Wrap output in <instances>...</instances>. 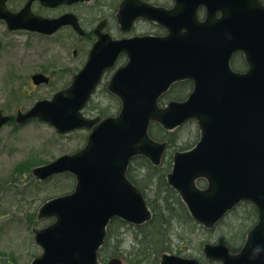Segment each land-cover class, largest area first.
Wrapping results in <instances>:
<instances>
[{"label": "water", "instance_id": "obj_1", "mask_svg": "<svg viewBox=\"0 0 264 264\" xmlns=\"http://www.w3.org/2000/svg\"><path fill=\"white\" fill-rule=\"evenodd\" d=\"M54 6L76 0H41ZM17 13L0 0V18L10 28L52 32L72 21L73 15L47 19L34 15L31 3ZM207 8V18L197 11ZM221 10L223 15L216 17ZM124 30L144 16L164 25L162 36L143 35L112 40L100 35L85 67L73 82L41 99L27 112L18 111L23 123L39 117L59 131L92 128L88 143L79 151L34 168L41 179L68 171L76 176L73 192L46 201L39 217H56L35 229L42 255L30 264H99L98 250L104 243L113 217L141 224L152 218L142 191L126 172L131 158L142 154L160 164L166 142L149 135L151 121L172 129L188 119L198 121L201 137L191 149L176 151L168 182L186 202L191 215L214 226L235 205L252 201L259 219L248 232L241 250L232 253L226 244L206 243L208 258L222 264H264V4L261 0H175L173 8L139 0H125L119 11ZM236 51L245 54L249 69L236 72L230 64ZM128 62L114 74L109 88L122 100L118 116L99 121L81 113L103 71L114 65L120 53ZM192 79L194 90L186 100H172L165 107L159 97L177 80ZM35 83L48 82L42 74ZM12 117L0 112V127ZM205 178L206 188L196 181ZM259 249V251H257ZM108 264H122L114 257ZM159 264H202L195 258L163 253Z\"/></svg>", "mask_w": 264, "mask_h": 264}, {"label": "rangeland", "instance_id": "obj_2", "mask_svg": "<svg viewBox=\"0 0 264 264\" xmlns=\"http://www.w3.org/2000/svg\"><path fill=\"white\" fill-rule=\"evenodd\" d=\"M103 1L107 6L106 12L103 10L104 13H110L111 0L101 2ZM20 2L21 0H13L12 6L18 8ZM86 8L84 7L85 10ZM34 9L42 14L50 13L38 3ZM76 9L85 19L93 17V14H88L82 6H76L74 10ZM154 25L140 21L131 34L151 32L155 29ZM74 36H76L74 31L67 28L48 38L28 31L11 32L6 23L0 21V40L3 42L0 50V109L15 114L19 108L26 110L37 100L51 98L57 90L69 85L72 74L78 68L76 65H79L73 60V50L78 47L79 50L85 51L88 45L86 40L77 42ZM42 70H46L52 78L48 84L35 85L31 75ZM106 87V82L101 84L92 96L85 112L88 116L102 115L103 112L116 114L119 111L120 103ZM168 133L177 138L176 145L167 152L166 161L170 160L175 149L194 145L201 135L195 119ZM88 135V129L60 133L52 124L40 120H32L21 125L12 121L1 127L0 264H30L43 252L35 240V228H42L55 218L39 217L40 207L52 197L73 191L76 179L72 173H63L40 180L33 175L32 169L62 154L82 148L87 142ZM134 162L133 169L138 171V164ZM152 190L146 191L151 201L154 200L155 189ZM243 208L242 205L238 207L211 230L203 226L193 229L187 225L164 227L166 243L170 239L169 251L181 256L195 257L205 264H219L218 261L209 260L205 256L204 242L228 243L231 240V233L238 231L245 220L247 209ZM152 228L150 225L137 227L126 224L110 229L123 240L121 249L128 251L133 248L137 233L152 231ZM144 248L147 250V246ZM237 248L234 247L235 250ZM141 258L146 261V257ZM123 259V264H129V259L125 256ZM151 260L150 264H157L154 258Z\"/></svg>", "mask_w": 264, "mask_h": 264}, {"label": "trees", "instance_id": "obj_3", "mask_svg": "<svg viewBox=\"0 0 264 264\" xmlns=\"http://www.w3.org/2000/svg\"><path fill=\"white\" fill-rule=\"evenodd\" d=\"M191 85L190 81H185L180 84L179 88L187 90ZM177 97L180 98L178 95ZM150 133L157 139H168L171 144L175 143L177 138L174 135H170L171 133H168L160 125L154 123L150 127ZM135 161L139 163L138 166L140 169H144V172L138 174L133 171L132 167H130L128 176L144 191H147L148 189L151 191L153 188L155 189L154 200L151 201L149 197H147L148 202L154 211L152 221L147 223V225L153 226L152 231H140L137 233L136 242L133 248L124 251L121 249L123 240L115 235L110 229V227H122L124 222L117 218L113 219L100 254L103 259H105L106 256L109 257L116 254H124V256L129 259V264H150L152 261L151 258H154V261H158L159 254L162 251L171 250V247L168 244L170 239L166 243V239L164 238V235L166 234L164 227L187 225L193 229L198 226L190 216L179 195L166 181V172L171 167V159L167 162L164 161L163 164L158 167L153 166L143 157H139ZM243 207V209H247L246 219L242 222L238 231L231 233V240L228 242L231 248L236 246L240 247L242 245L247 231L252 227L257 217V210L253 205L245 203ZM246 221L249 223H246ZM146 246L147 250H144V247ZM140 257H146V261H143Z\"/></svg>", "mask_w": 264, "mask_h": 264}, {"label": "flooded vegetation", "instance_id": "obj_4", "mask_svg": "<svg viewBox=\"0 0 264 264\" xmlns=\"http://www.w3.org/2000/svg\"><path fill=\"white\" fill-rule=\"evenodd\" d=\"M101 1L102 0H100V2H98V0H90V1H85V2H76L73 4H61L57 7L48 8V11L50 12L48 16H50V17H57V16H60L64 13H67V12H74L79 19V23L83 29V34H78L75 31V29L73 28V26H71V25L63 26L62 28H60L57 31V32H59L62 29L67 28V29H70L71 31H74V33L76 34V36H74V38H76L77 42H78V40L88 41V45H87L85 51L84 50L82 51V49L79 50L78 47L74 48V50H73V60L75 61V63L80 65V66L76 65L78 67L77 68L78 70L81 67H83V65L85 64V62L88 58V55H89V51H90L92 45L94 44L95 40H97L98 28L102 27V31L109 33L113 38H121V37L125 36L120 30V26H119V23H118V20L116 17L117 9L119 7V4L122 2V0H111V7L109 9V10H111L110 13L109 12L104 13V11L106 12L107 6L104 3V1L103 2H101ZM148 1H151V2H154L157 4H164L166 6H172V0H166V1H164V0H148ZM12 2H13V0H8L9 8L12 10H16L15 7H12L10 5V3H12ZM76 6H82L83 9H84V7H87L86 8L87 10L84 9V11H87L88 14H93V17L91 19H85L81 12H79L77 9L74 10V8ZM92 11H94V13ZM218 15H221V13L219 12ZM140 21H143V20H137L135 23L138 24ZM152 32L156 33V34H162V33H164V29L161 26L157 25V28L155 30H153ZM141 33H147V31L140 32V34ZM46 36H50V35H46ZM231 62H232L235 69L243 71L247 68V65L244 61V58L242 57V55L240 53L234 54L232 59H231ZM237 65H239L240 68H238ZM42 72L46 73V70H42ZM49 75H50V78H52V75L51 74H49ZM73 75H74V73L72 74V77H73ZM109 75H110V72H106L103 76V79L108 80L111 77V76L109 77Z\"/></svg>", "mask_w": 264, "mask_h": 264}, {"label": "clouds", "instance_id": "obj_5", "mask_svg": "<svg viewBox=\"0 0 264 264\" xmlns=\"http://www.w3.org/2000/svg\"><path fill=\"white\" fill-rule=\"evenodd\" d=\"M257 251H259V249H257Z\"/></svg>", "mask_w": 264, "mask_h": 264}]
</instances>
